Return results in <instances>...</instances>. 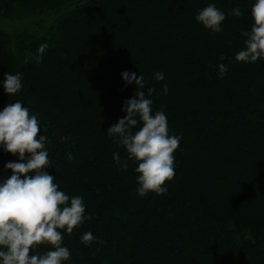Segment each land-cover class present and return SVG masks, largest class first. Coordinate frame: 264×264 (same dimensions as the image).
<instances>
[{"label":"trees","instance_id":"trees-1","mask_svg":"<svg viewBox=\"0 0 264 264\" xmlns=\"http://www.w3.org/2000/svg\"><path fill=\"white\" fill-rule=\"evenodd\" d=\"M253 2L0 0L5 21L56 15L42 35L0 32V81L5 72L24 74L16 95L0 84V110L19 99L38 114L44 133L37 139L48 137L53 164L46 171L69 196L84 197L91 219L64 233L72 253L65 264H264V60L234 59L245 47ZM209 3L243 14L227 15L213 32L195 19ZM220 63L228 65L222 79L212 67ZM125 70L143 74L145 89L155 87L153 112L164 111L170 133L181 136L166 194L140 196L137 164L129 160L122 171L113 159L114 152L128 158L106 132L135 93ZM17 160L0 148V178L12 174L5 163ZM88 231L99 242L82 243Z\"/></svg>","mask_w":264,"mask_h":264},{"label":"clouds","instance_id":"clouds-1","mask_svg":"<svg viewBox=\"0 0 264 264\" xmlns=\"http://www.w3.org/2000/svg\"><path fill=\"white\" fill-rule=\"evenodd\" d=\"M242 14L239 7L226 14L215 3H209L197 12L195 19L205 28L221 32L227 15L240 17ZM251 16L250 30L241 33L245 47L235 54L237 62L264 60V0H254ZM48 47L47 42L38 46L41 59ZM31 58L32 54L26 53L24 63ZM212 67H218L221 79L228 72V65L224 63ZM4 76L0 84L9 96L16 95L24 87L22 72H5ZM121 76L126 85L135 86V93L124 101L122 110L126 115L106 131L128 154L127 160H122L119 153L114 152L113 159L122 171H127L129 160L137 164L136 191L140 196L149 192L166 194V181L175 175L174 152L180 145L181 136L170 133L164 111L153 112L152 96L156 89L152 86L145 89L143 74L137 76L136 72L125 70ZM154 77L163 81L164 73L156 72ZM168 90V85L164 84L163 94L166 95ZM137 125L141 126L133 131ZM41 129L44 133L38 114L19 99L0 110V148L18 155L17 161H8L4 165L5 169L12 170V174L0 178V264H65L71 260L72 253L63 243L64 233L70 235L75 227L91 219L86 215L84 197L69 196L55 182L56 176L46 171L53 164L49 158L48 137L41 134L37 139ZM80 239L90 245L99 242L100 238L88 231ZM40 245L49 248L38 252L36 249Z\"/></svg>","mask_w":264,"mask_h":264},{"label":"rangeland","instance_id":"rangeland-1","mask_svg":"<svg viewBox=\"0 0 264 264\" xmlns=\"http://www.w3.org/2000/svg\"><path fill=\"white\" fill-rule=\"evenodd\" d=\"M55 21L56 15L53 14L21 15L9 21L0 19V32L7 33L12 37L21 32L42 35Z\"/></svg>","mask_w":264,"mask_h":264}]
</instances>
